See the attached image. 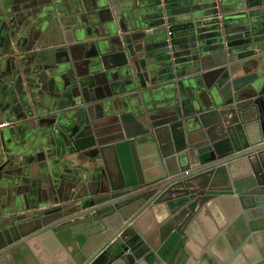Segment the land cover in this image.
Instances as JSON below:
<instances>
[{
	"label": "water",
	"instance_id": "water-1",
	"mask_svg": "<svg viewBox=\"0 0 264 264\" xmlns=\"http://www.w3.org/2000/svg\"><path fill=\"white\" fill-rule=\"evenodd\" d=\"M135 1L162 38L134 28L79 56L57 16L34 39L29 55L71 77L54 131L84 179L0 230V264H264V0L205 16L201 0Z\"/></svg>",
	"mask_w": 264,
	"mask_h": 264
},
{
	"label": "crops",
	"instance_id": "crops-1",
	"mask_svg": "<svg viewBox=\"0 0 264 264\" xmlns=\"http://www.w3.org/2000/svg\"><path fill=\"white\" fill-rule=\"evenodd\" d=\"M46 1L6 0L8 8L0 12V120L11 122L0 128V230L16 215L43 205L48 197L69 198L84 179L75 170L76 162L58 153L54 131L58 113L71 109V103L66 104L72 95L71 77L45 68L29 55L34 39L50 29L57 16L69 50L77 44L74 52L81 51L79 56L107 50L110 40H122L134 28L151 32L152 40L165 32L158 19H141L154 13L156 6L139 7L135 0H119L118 8L110 0H82L80 12L75 5L67 6L66 0H55L57 8L44 5ZM211 4L201 0L198 13L205 16ZM173 28L179 46L187 49L185 27ZM228 30L233 38L240 36L234 27ZM173 93L169 85L158 88L154 92L157 106Z\"/></svg>",
	"mask_w": 264,
	"mask_h": 264
},
{
	"label": "built area",
	"instance_id": "built-area-1",
	"mask_svg": "<svg viewBox=\"0 0 264 264\" xmlns=\"http://www.w3.org/2000/svg\"><path fill=\"white\" fill-rule=\"evenodd\" d=\"M10 125H11L10 121H8V120H0V128H4V127L10 126Z\"/></svg>",
	"mask_w": 264,
	"mask_h": 264
}]
</instances>
